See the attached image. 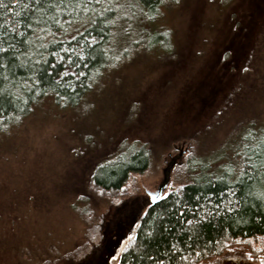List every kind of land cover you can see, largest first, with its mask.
Instances as JSON below:
<instances>
[{"label": "rangeland", "instance_id": "obj_1", "mask_svg": "<svg viewBox=\"0 0 264 264\" xmlns=\"http://www.w3.org/2000/svg\"><path fill=\"white\" fill-rule=\"evenodd\" d=\"M163 10L172 59L132 54L77 106L43 100L0 135V212L13 219L0 225V264H116L122 204L149 200L165 167L162 194L183 183L190 157L229 155L247 120L264 127V0ZM134 139L148 147L146 168L120 190L96 188V164ZM251 248L236 244L198 264H264V249Z\"/></svg>", "mask_w": 264, "mask_h": 264}, {"label": "trees", "instance_id": "obj_2", "mask_svg": "<svg viewBox=\"0 0 264 264\" xmlns=\"http://www.w3.org/2000/svg\"><path fill=\"white\" fill-rule=\"evenodd\" d=\"M188 3L0 0V135L10 136L43 100L77 106L91 84L132 54L172 59L175 39L160 23L163 8L166 14ZM252 121L241 125L229 155L190 157L183 183L156 203L122 204L117 217L124 218L114 228L129 232L117 237L125 241L116 264H198L236 244L250 253L264 249V127ZM145 144L126 140L100 160L91 173L96 188L120 190L131 172L146 168ZM7 220L0 212V225Z\"/></svg>", "mask_w": 264, "mask_h": 264}, {"label": "water", "instance_id": "obj_3", "mask_svg": "<svg viewBox=\"0 0 264 264\" xmlns=\"http://www.w3.org/2000/svg\"><path fill=\"white\" fill-rule=\"evenodd\" d=\"M168 169L169 167H165L163 169V177L161 182L158 184L157 188L155 189V191H147V194L149 195V201L154 204L157 201H159V199L161 198V196L163 195V190L165 188V186L167 185L168 182Z\"/></svg>", "mask_w": 264, "mask_h": 264}, {"label": "flooded vegetation", "instance_id": "obj_4", "mask_svg": "<svg viewBox=\"0 0 264 264\" xmlns=\"http://www.w3.org/2000/svg\"><path fill=\"white\" fill-rule=\"evenodd\" d=\"M110 252V251H109Z\"/></svg>", "mask_w": 264, "mask_h": 264}]
</instances>
